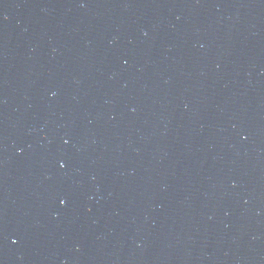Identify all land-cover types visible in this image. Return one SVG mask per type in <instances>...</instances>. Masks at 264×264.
Here are the masks:
<instances>
[{
    "label": "water",
    "instance_id": "1",
    "mask_svg": "<svg viewBox=\"0 0 264 264\" xmlns=\"http://www.w3.org/2000/svg\"><path fill=\"white\" fill-rule=\"evenodd\" d=\"M0 264H264V0H0Z\"/></svg>",
    "mask_w": 264,
    "mask_h": 264
},
{
    "label": "snow or ice",
    "instance_id": "2",
    "mask_svg": "<svg viewBox=\"0 0 264 264\" xmlns=\"http://www.w3.org/2000/svg\"><path fill=\"white\" fill-rule=\"evenodd\" d=\"M66 143H67V141H66ZM63 166V165H62ZM61 203H64V201L63 200H61Z\"/></svg>",
    "mask_w": 264,
    "mask_h": 264
}]
</instances>
